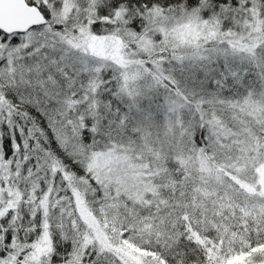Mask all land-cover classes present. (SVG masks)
<instances>
[{
    "label": "snow or ice",
    "instance_id": "6c2138e0",
    "mask_svg": "<svg viewBox=\"0 0 264 264\" xmlns=\"http://www.w3.org/2000/svg\"><path fill=\"white\" fill-rule=\"evenodd\" d=\"M0 264H264V0H0Z\"/></svg>",
    "mask_w": 264,
    "mask_h": 264
}]
</instances>
